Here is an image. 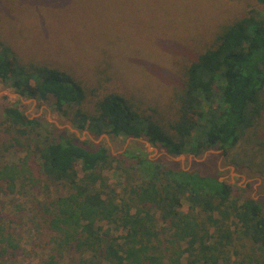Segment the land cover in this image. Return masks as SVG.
<instances>
[{
  "label": "trees",
  "instance_id": "1",
  "mask_svg": "<svg viewBox=\"0 0 264 264\" xmlns=\"http://www.w3.org/2000/svg\"><path fill=\"white\" fill-rule=\"evenodd\" d=\"M255 1L264 10V0ZM262 10L221 21L182 62L167 104L156 98L143 107L131 92L100 93L70 68L16 52L1 36L0 83L47 104L78 131L144 139L173 157L221 150L264 178ZM103 69L110 74L113 65ZM56 130L17 106L2 109L0 194L25 207L17 204L18 229L11 213L0 212V264H16L24 253L37 264H264V198ZM246 143L252 151L239 162L234 150Z\"/></svg>",
  "mask_w": 264,
  "mask_h": 264
},
{
  "label": "rangeland",
  "instance_id": "2",
  "mask_svg": "<svg viewBox=\"0 0 264 264\" xmlns=\"http://www.w3.org/2000/svg\"><path fill=\"white\" fill-rule=\"evenodd\" d=\"M250 7L262 10L255 0H0V36L16 52L70 68L91 88L99 87L100 93L131 92L143 97V107H150L156 98L169 103L184 59L214 35L221 21L239 18ZM106 63L113 65L109 81L104 80ZM4 106H17L30 118L42 120L54 135L56 129H67L81 141L107 146L113 155L126 150L141 153L165 166L209 174L245 188L254 199L264 198V178L256 174L258 170L246 174L221 150L180 158L148 146L144 139L88 136L85 130L75 134L68 129H74L71 123L47 104L20 97L0 83V117ZM258 131L262 135L264 126ZM251 149L247 143L239 144L234 153L241 156L236 159L241 162L244 151L249 154ZM23 200L0 194V212L11 213L17 229L24 225L17 208V204L25 207ZM181 209L187 210L186 203ZM25 254L16 264H37L34 256Z\"/></svg>",
  "mask_w": 264,
  "mask_h": 264
},
{
  "label": "water",
  "instance_id": "3",
  "mask_svg": "<svg viewBox=\"0 0 264 264\" xmlns=\"http://www.w3.org/2000/svg\"><path fill=\"white\" fill-rule=\"evenodd\" d=\"M34 102H35V100H33ZM62 128V127H61ZM68 129H70L71 131H73L75 134H78V131L76 130V129H72L71 127H68ZM86 134L88 135V136H90V134L86 131ZM103 136H105V137H107V135H103ZM145 143L148 145V146H151V144L149 143V142H147V141H145ZM180 158H183V155H180L179 156Z\"/></svg>",
  "mask_w": 264,
  "mask_h": 264
},
{
  "label": "flooded vegetation",
  "instance_id": "4",
  "mask_svg": "<svg viewBox=\"0 0 264 264\" xmlns=\"http://www.w3.org/2000/svg\"><path fill=\"white\" fill-rule=\"evenodd\" d=\"M136 140L138 141V140H142V139H136ZM156 149H157V148H156ZM167 155H168V154H167ZM187 156H189V155H187Z\"/></svg>",
  "mask_w": 264,
  "mask_h": 264
}]
</instances>
